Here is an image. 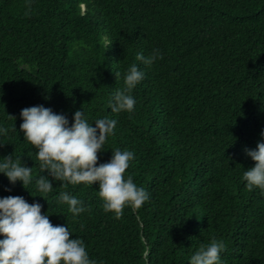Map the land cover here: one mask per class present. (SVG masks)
I'll return each mask as SVG.
<instances>
[{"label": "trees", "instance_id": "16d2710c", "mask_svg": "<svg viewBox=\"0 0 264 264\" xmlns=\"http://www.w3.org/2000/svg\"><path fill=\"white\" fill-rule=\"evenodd\" d=\"M154 50L150 66L136 59ZM134 63V109L112 113ZM41 105L70 125L78 110L93 126L115 119L97 166L133 152L125 176L149 200L116 219L99 183L61 187L45 173L54 189L41 193L38 150L20 131L22 109ZM0 128V160L34 168L27 189L0 173V199L42 205L95 264H190L214 238L219 264H264V190L243 180L255 166L245 149L264 142V0H0ZM63 191L86 211L73 216Z\"/></svg>", "mask_w": 264, "mask_h": 264}, {"label": "clouds", "instance_id": "9594fccd", "mask_svg": "<svg viewBox=\"0 0 264 264\" xmlns=\"http://www.w3.org/2000/svg\"><path fill=\"white\" fill-rule=\"evenodd\" d=\"M84 6L83 10H86ZM158 58H163L158 50L147 57L143 53L136 57L149 66ZM115 75L118 79L119 73ZM143 78L144 73L132 64L125 77L124 90H117L109 105L112 113L134 109L135 100L130 93ZM9 117L15 120V117ZM21 118L20 131L24 139L38 150L36 158L43 174L36 180V187L41 193L47 194L54 189L45 173L61 182V187L99 183L98 194L104 202L103 209L114 213L116 219L122 217L125 206L136 210L149 200V193L138 187L131 175L125 176L135 158L133 152L117 148L112 151L109 162L97 166L98 153L103 152L108 137L114 134L115 119L100 118L93 126L83 110H78L70 125L66 116L42 105L22 109ZM0 132L7 135L8 129L0 128ZM245 153L255 162L254 167L243 173L247 190L252 191L254 187L264 190V142L257 144V150L245 149ZM33 169L22 166L21 158L9 156L0 160V173L5 174L13 185L22 181L25 189L32 182ZM59 201L69 206L73 216L86 211L83 201L67 191L60 193ZM49 217L42 214V205L29 204L23 197L0 199V235L4 237L0 240V264H95L89 259L84 241L72 239L67 226H54ZM225 250V243L214 238L199 247L191 256L190 264H219L220 254Z\"/></svg>", "mask_w": 264, "mask_h": 264}, {"label": "rangeland", "instance_id": "374dc122", "mask_svg": "<svg viewBox=\"0 0 264 264\" xmlns=\"http://www.w3.org/2000/svg\"><path fill=\"white\" fill-rule=\"evenodd\" d=\"M84 9H85V6H84Z\"/></svg>", "mask_w": 264, "mask_h": 264}]
</instances>
